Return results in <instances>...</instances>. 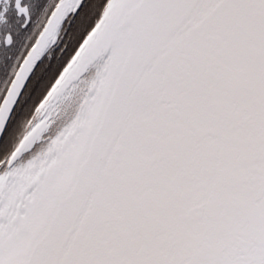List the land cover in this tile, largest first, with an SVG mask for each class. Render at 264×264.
I'll use <instances>...</instances> for the list:
<instances>
[{
  "label": "snow or ice",
  "instance_id": "1",
  "mask_svg": "<svg viewBox=\"0 0 264 264\" xmlns=\"http://www.w3.org/2000/svg\"><path fill=\"white\" fill-rule=\"evenodd\" d=\"M33 2L0 0V264H264V0Z\"/></svg>",
  "mask_w": 264,
  "mask_h": 264
},
{
  "label": "flooded vegetation",
  "instance_id": "2",
  "mask_svg": "<svg viewBox=\"0 0 264 264\" xmlns=\"http://www.w3.org/2000/svg\"><path fill=\"white\" fill-rule=\"evenodd\" d=\"M27 2H28L29 10L34 17H39L40 15H42L43 8L38 3H34L33 0H27ZM9 17L14 21V25L11 30L15 32L16 29L18 28V24L22 23L23 20L21 19L19 22H16L15 12L12 10L9 11ZM22 40H23L22 36L18 37V43L22 42ZM16 51H17L16 47H13L12 49H4L2 50V52H0V55H3L5 57L9 55L14 56ZM44 59L47 60V55L45 56ZM66 60H67V55H65L59 61H57L55 53L53 52V60L50 62L49 68L44 74V76L41 77L42 82H46L47 80L54 78V74L59 71V68L63 65V63L66 62ZM53 64L56 65L55 68L52 67Z\"/></svg>",
  "mask_w": 264,
  "mask_h": 264
},
{
  "label": "water",
  "instance_id": "3",
  "mask_svg": "<svg viewBox=\"0 0 264 264\" xmlns=\"http://www.w3.org/2000/svg\"><path fill=\"white\" fill-rule=\"evenodd\" d=\"M94 71V73H95V71H96V69L93 67V68H90L89 69V72L88 73H86L85 75H84V77H82V79H84L88 74H90L91 72H93ZM82 86V85H81Z\"/></svg>",
  "mask_w": 264,
  "mask_h": 264
},
{
  "label": "trees",
  "instance_id": "4",
  "mask_svg": "<svg viewBox=\"0 0 264 264\" xmlns=\"http://www.w3.org/2000/svg\"><path fill=\"white\" fill-rule=\"evenodd\" d=\"M92 75H94V71L91 72L90 74H88L84 79H88V78H90ZM81 87H83V85H82Z\"/></svg>",
  "mask_w": 264,
  "mask_h": 264
}]
</instances>
